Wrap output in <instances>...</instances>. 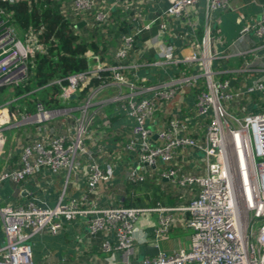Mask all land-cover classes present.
<instances>
[{
    "label": "built area",
    "instance_id": "1",
    "mask_svg": "<svg viewBox=\"0 0 264 264\" xmlns=\"http://www.w3.org/2000/svg\"><path fill=\"white\" fill-rule=\"evenodd\" d=\"M28 2L32 9L45 0H0V87L18 84L30 77L37 54H49L57 43L54 36L44 37L46 26L29 24L25 29L17 25L16 11L12 7L19 2ZM58 3L61 16L69 21L81 38L88 37L93 28L107 34L109 29L120 38L114 54V64L106 61L100 52L88 53L92 65L83 72L66 77L67 84L58 78L60 92L56 97L67 102L81 97L80 87L93 75L102 78L97 88L112 84L127 87L131 94L126 107L135 119L129 148L140 151L141 168L155 165L158 160L170 165L162 175L177 180L183 185H197V195L182 207L101 206L91 202L99 183L114 175L112 163L102 166L91 156L88 142L92 139L93 120L88 108L97 91L92 89L83 97L81 116H74L67 108L49 109L41 100L36 101L35 111H23V120L38 124L41 136L28 141L22 148L18 166L5 165L0 170V183L23 182L33 178L42 169L53 173L71 169L81 156L89 158L88 188L81 198L60 201L54 207H43L34 201L26 206H0L4 245L0 247V264H35L29 238L33 232H60L65 221L78 223L89 221L91 232L105 230L110 226L116 243L103 244L105 251L117 249L124 264H264V110L240 115L230 110L226 102L242 95L260 91L264 95V81L258 80L244 90L231 91L230 80L216 79L213 64L221 53L213 49L220 42L212 29V15L218 10H227L232 0H204L205 27L200 35L191 16L201 12L202 0H48ZM167 2V6L163 5ZM155 12V17L149 13ZM185 19L193 26L189 54L177 58L174 47L162 42L157 35L141 42V35L164 17ZM244 20V16L242 17ZM85 21L81 27L77 24ZM161 27L165 24L161 23ZM86 28V29H85ZM253 33L264 42V13L254 22H244L240 38ZM177 36V35H176ZM180 37H184L178 34ZM53 42V43H52ZM158 48L160 60L166 64L183 66L179 75L165 83L146 85L125 75V70L134 68L139 60ZM131 58L130 63H125ZM249 63H252L250 61ZM32 64V66H31ZM199 69H195V68ZM193 70V72H189ZM101 72H107L104 77ZM204 82V83H201ZM197 87L195 113L208 121L204 143L195 138L186 120L170 119L167 126L155 134L150 121L165 101L174 99L182 89ZM150 91L151 96L144 93ZM74 96V97H73ZM242 98V97H241ZM59 114H68L73 122L66 132L46 133L44 122ZM186 148L201 149L207 158L205 175L181 173L172 164L179 151ZM128 179L133 182L145 180L137 166L129 168ZM185 209L189 213L187 223L192 229L188 249L174 253L159 252L136 260L135 224L145 212L160 211L157 235L168 231L173 222L167 211Z\"/></svg>",
    "mask_w": 264,
    "mask_h": 264
},
{
    "label": "crops",
    "instance_id": "2",
    "mask_svg": "<svg viewBox=\"0 0 264 264\" xmlns=\"http://www.w3.org/2000/svg\"><path fill=\"white\" fill-rule=\"evenodd\" d=\"M204 4L205 1L202 0L201 12L191 16L194 28L200 35L206 24L202 11ZM163 5L167 6V2H163ZM263 13L264 0H232L229 9L215 11L212 15L213 32L216 36H220L221 40L213 43V49L221 53L220 58L213 64L214 77L230 80L233 92L244 90L258 80L264 81V42L253 33L240 38L244 22H254ZM155 15V12L149 13L150 17ZM185 21V19L166 16L162 22L153 24L150 30H146L141 35V42L157 35L162 42L172 44L176 57L182 58L192 50V40L188 36L193 26ZM161 23L165 24V27H161ZM89 38L100 41L99 52L104 55L106 61L114 64V54L121 40L113 29L110 28L107 34H103L100 28L99 30L93 28ZM250 61L252 63H249ZM130 62L131 58H128L125 63ZM139 62L138 66L125 70V75L136 79L139 84L165 83L179 75L183 69L181 64L176 66L163 63L158 48L154 47ZM92 63L90 61V65ZM94 89L97 92L88 108V116L93 120L92 139L88 145L95 161L102 166L113 164L114 175L108 181L99 183L96 192L90 195L91 202L101 206H130L131 202H135L133 206L141 207L188 205L199 191L197 185H183L176 179L164 177L163 170L170 165L161 160L155 165L141 168L138 165L139 149L128 147L135 125V119L129 114L125 105L131 94L129 88L120 89L109 84ZM199 90L200 88L197 87L182 89L174 99L165 101L155 112L150 121L155 140L157 132L167 126L170 119L175 116L186 120L191 134L204 143L208 121L198 118L195 113ZM7 93L10 96L12 94V92ZM144 94L152 95L150 91ZM10 96L5 102L0 103V170L7 164L18 166L23 146L31 139L41 136L37 132L38 124L24 121L22 118L25 101L21 96ZM241 97L226 102V106L240 115L264 110L262 92L256 91ZM83 103V97L78 99L74 97L67 102L59 100L58 107L49 109L67 108L69 113L78 117L82 114ZM70 122H73L70 115L59 114L52 120L44 122L49 129L43 132L42 136L46 133L66 132ZM89 161L87 156H81L71 169H62L58 173H53L44 168L29 180L19 183L12 181L0 183V206H26L34 201L43 207H54L60 201L81 198L88 188ZM172 165L187 175L202 176L207 172V158L198 148L182 149L175 156ZM131 166H137V170L145 175L144 181L133 182L128 179ZM166 213L172 215L173 222L168 231L159 236L156 232L160 220L159 210L145 212L137 220L136 260L155 256L159 252L174 253L190 247L192 229L187 223L189 216L187 210L177 209ZM89 224L86 219L78 223L65 221L60 232H33L29 241L32 244L35 264H124L119 250L105 251L103 248L106 241H110L113 245L116 243L114 230L108 226L105 230L93 233ZM4 241L5 234L0 215V247L4 245Z\"/></svg>",
    "mask_w": 264,
    "mask_h": 264
},
{
    "label": "trees",
    "instance_id": "3",
    "mask_svg": "<svg viewBox=\"0 0 264 264\" xmlns=\"http://www.w3.org/2000/svg\"><path fill=\"white\" fill-rule=\"evenodd\" d=\"M12 7L16 11L17 25L21 30L31 23L35 26L43 23L46 26L44 37L54 36L57 43L53 45L52 42L49 54L39 53L36 55L35 65L30 68V77L27 80L12 86L0 87V103L9 98L10 95L7 92H12V97L21 96L25 101L26 105L23 111L33 112L38 100L44 102L47 108H56L59 106V99L56 95L60 92L61 87L53 81L60 78L63 84H67V76L86 71L90 67L87 54L98 53L101 49L100 41L75 35L71 23L59 13L57 2L52 5L50 1L45 0L29 9L28 2L22 1ZM100 74L104 77L108 73L101 72ZM101 83L102 78L93 75L81 85V97L88 95ZM134 204L135 202H131L129 205L133 206Z\"/></svg>",
    "mask_w": 264,
    "mask_h": 264
},
{
    "label": "water",
    "instance_id": "4",
    "mask_svg": "<svg viewBox=\"0 0 264 264\" xmlns=\"http://www.w3.org/2000/svg\"><path fill=\"white\" fill-rule=\"evenodd\" d=\"M85 24V21H81V22H79L78 24H77V26H79V27H81V26H83ZM74 97V96H73Z\"/></svg>",
    "mask_w": 264,
    "mask_h": 264
}]
</instances>
